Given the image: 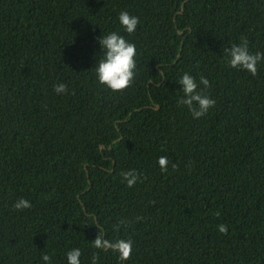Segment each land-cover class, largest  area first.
<instances>
[{"label": "trees", "instance_id": "1", "mask_svg": "<svg viewBox=\"0 0 264 264\" xmlns=\"http://www.w3.org/2000/svg\"><path fill=\"white\" fill-rule=\"evenodd\" d=\"M121 11L139 19L136 75L114 93L91 68ZM241 39L264 53V0H0V264L74 247L81 264H264V62L229 68ZM183 72L209 81L199 119L177 103ZM101 230L132 241L128 260L91 246Z\"/></svg>", "mask_w": 264, "mask_h": 264}, {"label": "clouds", "instance_id": "2", "mask_svg": "<svg viewBox=\"0 0 264 264\" xmlns=\"http://www.w3.org/2000/svg\"><path fill=\"white\" fill-rule=\"evenodd\" d=\"M117 20L122 30L106 32L100 35L96 43L99 46V52L96 53V59L91 68L96 82L102 87L114 93H119L130 87L136 75V45L130 39H126L124 34L131 37L137 30L139 19L136 15L129 14L128 11L118 13ZM225 60L229 68L243 70L252 76L256 75L257 65L264 62V53L249 51L246 39H241L238 43L231 44L224 49ZM179 85V92L182 94L177 103L186 108L193 119L203 117L215 101L206 94L209 81L204 76L194 77L188 72L179 74L175 82ZM67 91L66 85L59 83L54 87L57 95H63ZM157 165L161 172L167 170L169 161L166 156L157 158ZM172 167H175L174 165ZM137 174L134 170L125 171L121 174V182L127 187H132L137 182ZM11 207L16 211H23L32 207L29 200L18 198ZM119 225H114L113 229L118 230ZM218 231L224 233L226 226L218 225ZM93 248L104 251L110 250L117 255L118 262L128 260L132 252V241L130 239L106 238L102 230L97 231L94 239L90 241ZM65 264H81V249L71 248L65 254ZM40 260L43 264H50L51 257L47 253H42ZM96 256L92 257V264H96Z\"/></svg>", "mask_w": 264, "mask_h": 264}, {"label": "water", "instance_id": "3", "mask_svg": "<svg viewBox=\"0 0 264 264\" xmlns=\"http://www.w3.org/2000/svg\"><path fill=\"white\" fill-rule=\"evenodd\" d=\"M181 13V12H180ZM157 109V108H156Z\"/></svg>", "mask_w": 264, "mask_h": 264}]
</instances>
